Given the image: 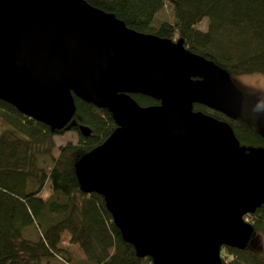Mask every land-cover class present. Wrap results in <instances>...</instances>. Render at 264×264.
I'll return each instance as SVG.
<instances>
[{
	"label": "water",
	"instance_id": "95a60500",
	"mask_svg": "<svg viewBox=\"0 0 264 264\" xmlns=\"http://www.w3.org/2000/svg\"><path fill=\"white\" fill-rule=\"evenodd\" d=\"M75 97L116 124L76 162L79 188L103 198L137 256L223 264L221 246L246 248L254 227L244 217L264 205V146L241 144L228 121L193 109L238 119L243 96L230 73L183 39L129 28L86 0H0V100L59 131ZM255 127L264 139V114Z\"/></svg>",
	"mask_w": 264,
	"mask_h": 264
},
{
	"label": "trees",
	"instance_id": "16d2710c",
	"mask_svg": "<svg viewBox=\"0 0 264 264\" xmlns=\"http://www.w3.org/2000/svg\"><path fill=\"white\" fill-rule=\"evenodd\" d=\"M86 1L113 13L134 30L183 39L189 51L231 76L264 75V0ZM166 5L172 22L158 17ZM205 18L207 27L201 30L197 25ZM132 97L140 105L158 103L141 94ZM75 107L69 125L57 131L0 100V264H48L52 257L69 262L70 251L58 245L63 231L69 233V244L83 252L81 262L153 264L150 257L137 256L133 246L121 238L103 198L79 188L76 162L105 141L116 124L107 108L76 97ZM193 109L228 121L241 144L264 146L254 124L228 119L200 104ZM79 125L90 128L91 135L83 136ZM67 130L77 133L76 142L56 146L54 136ZM46 182L48 192H44ZM247 217L254 233L264 234V205ZM29 226L39 231L36 239L28 237L32 235L26 232ZM220 258L223 264H264V251L250 243L244 250L223 245Z\"/></svg>",
	"mask_w": 264,
	"mask_h": 264
},
{
	"label": "rangeland",
	"instance_id": "374dc122",
	"mask_svg": "<svg viewBox=\"0 0 264 264\" xmlns=\"http://www.w3.org/2000/svg\"><path fill=\"white\" fill-rule=\"evenodd\" d=\"M158 17L160 20L173 21V15H171L170 7L166 5L159 13ZM198 28L201 30H206L207 19H203L199 23ZM232 80L234 84L242 91V102H241V113L239 119L246 121L248 124L255 125V120L259 115L264 114V75L259 73L251 74H232ZM1 124V119H0ZM1 128V127H0ZM3 129V128H1ZM78 136L74 131H64L61 134H56L54 136V142L56 146L64 144L66 142L72 141L76 142ZM48 182H46L44 187V192H48ZM247 215L244 217L245 220H248ZM251 223V222H250ZM26 232H31L32 235L28 236L30 239H36L38 237L39 231L33 226H29L26 229ZM69 233L68 231H63L61 233V239L59 242V247L67 249L70 251L71 256L68 264H79L82 257L84 256L83 252L80 250V247L76 244L70 245L68 242ZM251 246L258 248L264 251V234L261 232L253 233V236L249 242ZM44 262L46 260H43ZM82 264H89L85 261L81 262ZM48 264H66L63 259L58 257H52L48 259Z\"/></svg>",
	"mask_w": 264,
	"mask_h": 264
},
{
	"label": "crops",
	"instance_id": "0c3cea01",
	"mask_svg": "<svg viewBox=\"0 0 264 264\" xmlns=\"http://www.w3.org/2000/svg\"><path fill=\"white\" fill-rule=\"evenodd\" d=\"M58 258H59V257H58ZM60 259H61V258H60ZM64 263L68 264V262H65V261H64Z\"/></svg>",
	"mask_w": 264,
	"mask_h": 264
}]
</instances>
